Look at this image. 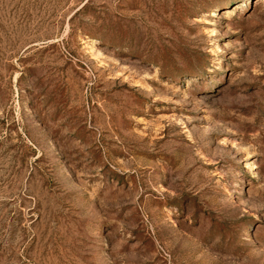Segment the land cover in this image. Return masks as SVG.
<instances>
[{
	"label": "rangeland",
	"instance_id": "374dc122",
	"mask_svg": "<svg viewBox=\"0 0 264 264\" xmlns=\"http://www.w3.org/2000/svg\"><path fill=\"white\" fill-rule=\"evenodd\" d=\"M0 264H264V0H0Z\"/></svg>",
	"mask_w": 264,
	"mask_h": 264
}]
</instances>
